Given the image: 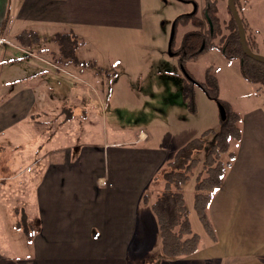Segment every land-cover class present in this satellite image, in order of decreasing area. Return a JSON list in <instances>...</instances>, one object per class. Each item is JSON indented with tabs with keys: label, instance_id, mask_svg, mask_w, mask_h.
<instances>
[{
	"label": "crops",
	"instance_id": "0c3cea01",
	"mask_svg": "<svg viewBox=\"0 0 264 264\" xmlns=\"http://www.w3.org/2000/svg\"><path fill=\"white\" fill-rule=\"evenodd\" d=\"M143 24V0H0V264H130L132 241L159 230L156 216L139 211L146 212L142 202L152 208L161 191L159 175L177 152L172 142L149 147L140 132L133 151L116 143L78 151L62 145L76 129L62 111L73 112L88 74L79 77L75 60L62 57L58 36ZM246 114L240 146L233 150L231 142L234 160L209 205L216 240L202 227L195 254L166 257L159 232L160 264H264V109ZM28 209L35 215L31 254L19 258L9 255V224L13 231Z\"/></svg>",
	"mask_w": 264,
	"mask_h": 264
},
{
	"label": "rangeland",
	"instance_id": "374dc122",
	"mask_svg": "<svg viewBox=\"0 0 264 264\" xmlns=\"http://www.w3.org/2000/svg\"><path fill=\"white\" fill-rule=\"evenodd\" d=\"M217 5L213 28L204 18L205 0H143L142 28L80 31L75 37L78 40L77 63L71 67L76 69L79 77L88 74V86L83 85L85 89L79 91L76 106H71L73 112L70 107L62 111L64 117L73 116L76 121V129L74 127L63 136L65 149L76 151L80 144L91 143L102 150L116 143L125 144L133 151L140 145H134L133 141L144 132L142 144L152 147L164 141L172 142V150L176 152L206 130L218 131L222 122L218 102L196 85L193 88L194 101L190 104L184 94L188 82L185 72L195 82L204 84L208 71L216 75L220 100L239 112L243 119L251 108L260 106L264 109V82L247 80L242 73L241 59L229 57L224 52L229 44L232 16L227 0H220ZM237 8L241 18L256 29V32H246L249 44L254 45L255 53L264 56V0H238ZM173 27L175 35L170 49ZM209 27L211 33L215 30L212 38L203 39L201 44H187V48V35L196 34L201 29L206 34ZM254 37L258 38V47ZM36 74L38 76V72ZM8 76L4 75L6 83H9ZM4 96L0 93V99ZM205 140L207 149L214 141V135ZM232 146L235 150L240 143L232 141ZM206 149L200 152V156ZM110 165L113 166L111 162ZM159 180L163 183L162 175ZM193 187L194 177L183 189L192 228L198 232L202 231V226L192 209ZM144 209L146 212L139 211V216L145 219L152 215L155 220L151 205L147 208L142 202L141 210ZM13 211L23 214L21 208ZM28 211L31 212L28 218L17 217L18 223L13 231L9 224V255L20 258L31 254L29 248L35 225L29 221L35 215L30 209ZM149 233L145 241H132L130 264H160L163 258L160 242L154 240H159L158 227L156 234L153 230Z\"/></svg>",
	"mask_w": 264,
	"mask_h": 264
},
{
	"label": "trees",
	"instance_id": "16d2710c",
	"mask_svg": "<svg viewBox=\"0 0 264 264\" xmlns=\"http://www.w3.org/2000/svg\"><path fill=\"white\" fill-rule=\"evenodd\" d=\"M219 1L205 0L204 18L209 26L211 22L212 28L215 21L214 13L218 10L217 4ZM235 3L237 6L238 0H235ZM231 19L229 44L224 52L229 57L241 59L242 73L247 80L264 82V64L247 57L243 53L237 24L233 16ZM242 20L246 35L248 25L243 18ZM202 26L203 23H201V28ZM214 33L215 30L211 33V28L209 27L206 34L201 29L196 34L187 35L185 38L187 48L190 43L201 44L203 39L212 38ZM20 40L25 41V37L21 36ZM57 41L62 57L76 60L75 51L78 41L75 37L63 34L58 36ZM246 41L248 46L253 50L254 45L249 44L247 36ZM30 42H33L31 37ZM254 42H256L255 39ZM188 56L192 57V55ZM196 85H199L210 99L221 102L225 106L227 118L221 123L218 131L206 130L201 136L193 138L178 149L174 159L167 164L166 170L160 173L163 185L155 202L152 204V209L159 226L162 252L166 257L193 255L201 246V236L192 228L190 209L187 205L183 189L192 177H194L192 209L207 236L213 241L216 240L215 229L209 216V205L220 188L227 169L234 160V153L230 150L231 142H239L241 139V116L230 105L220 100L219 81L216 75L208 71L205 84L188 80L184 88V94L189 99L190 104L194 101L193 88ZM210 135H214V141L206 149L205 139ZM204 149H206L205 154L200 156V152Z\"/></svg>",
	"mask_w": 264,
	"mask_h": 264
},
{
	"label": "water",
	"instance_id": "95a60500",
	"mask_svg": "<svg viewBox=\"0 0 264 264\" xmlns=\"http://www.w3.org/2000/svg\"><path fill=\"white\" fill-rule=\"evenodd\" d=\"M227 2H228L229 11H230L231 15L233 16V18L237 24V27H238L239 40H240V45H241L243 53L247 57L264 64V56L255 53L247 44L244 23H243V20L240 16L238 8L236 6L235 0H227ZM195 10H196V6H195ZM211 28H212V26H211ZM174 35H175V27H173V29H172L171 40L169 43L170 49L172 46V41H173ZM185 75L188 78V80L195 82V80L192 77H190L188 73L185 72ZM218 108H219L221 120H222V122H224L227 118L226 108L221 102H218Z\"/></svg>",
	"mask_w": 264,
	"mask_h": 264
}]
</instances>
